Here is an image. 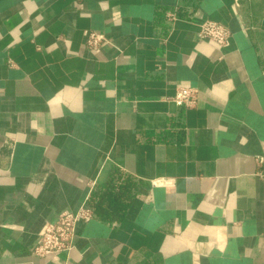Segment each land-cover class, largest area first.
<instances>
[{"label": "crops", "instance_id": "crops-1", "mask_svg": "<svg viewBox=\"0 0 264 264\" xmlns=\"http://www.w3.org/2000/svg\"><path fill=\"white\" fill-rule=\"evenodd\" d=\"M0 264H264V0H0Z\"/></svg>", "mask_w": 264, "mask_h": 264}, {"label": "built area", "instance_id": "built-area-1", "mask_svg": "<svg viewBox=\"0 0 264 264\" xmlns=\"http://www.w3.org/2000/svg\"><path fill=\"white\" fill-rule=\"evenodd\" d=\"M166 19L174 22L177 15L174 11L166 13ZM231 33L222 24L205 20L200 24L197 38L210 41L218 47H225L229 44ZM85 47L88 51L98 53L104 47L113 46L111 39L104 33L88 30L85 32ZM198 93L195 88L178 86L172 102L177 106L190 108L196 105ZM93 217L91 208L84 204L75 212L65 213L55 222L46 223L39 235L35 245L31 248V255L49 260H58L60 256H68L74 248L76 239V227L79 223H87Z\"/></svg>", "mask_w": 264, "mask_h": 264}, {"label": "trees", "instance_id": "trees-1", "mask_svg": "<svg viewBox=\"0 0 264 264\" xmlns=\"http://www.w3.org/2000/svg\"><path fill=\"white\" fill-rule=\"evenodd\" d=\"M88 206L91 208L92 212L94 213V208H93L94 205H93V200L92 199L89 200Z\"/></svg>", "mask_w": 264, "mask_h": 264}]
</instances>
